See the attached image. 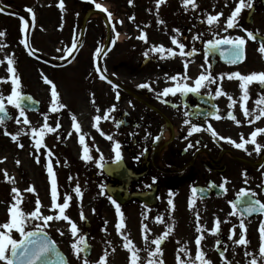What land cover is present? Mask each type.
I'll list each match as a JSON object with an SVG mask.
<instances>
[{"label": "flooded vegetation", "instance_id": "1", "mask_svg": "<svg viewBox=\"0 0 264 264\" xmlns=\"http://www.w3.org/2000/svg\"><path fill=\"white\" fill-rule=\"evenodd\" d=\"M115 2L130 8L128 15L123 17L125 20L124 25L118 26L121 37L115 47L109 42L112 33L107 26L108 21L105 13L102 12L97 17H90L85 22L86 15L97 9L91 3V0H75L73 4H66V11L71 12V16H75V21L62 20V17L65 16L63 14L58 17L54 15L53 20L46 26L56 35L55 43H58L55 44V48L58 47L61 51H55L54 49L52 53L54 56L52 57L41 55L44 60L49 62H65L67 59L71 62L61 67H54L47 62H38L43 66V69L37 73L39 82L35 90L29 73L18 71L22 76L24 93L40 101L38 106L41 112L48 107V86L43 84L40 73L43 72L53 79L63 95L64 102L71 107L81 121L83 131L88 133L90 137L95 138L94 145L90 143L93 148V156L98 158V153L95 152V148L98 147L105 157L106 163L103 170L97 169L94 163L82 160L80 158L81 150L75 135L68 139H62L55 148L61 161H67L69 165L67 167L63 164L58 166L59 184H62V187H74L79 182L83 189L84 198L90 194L92 195L91 201L94 202L92 207L89 208L88 204L85 205L83 198L85 215L91 216L94 220L99 218L102 222L97 231H94L95 228L92 224H89V228H81L82 232L87 234L88 243L91 246L89 258L93 264L107 247L104 242L105 239H111L117 248L116 253L110 256L111 264H126L127 253L121 249L120 237L117 236L114 230L115 207L107 199L108 196L120 203L121 209L126 215L131 237L140 247H143L140 237L142 213L149 216L147 223L152 229L153 235L161 234L165 228L164 224L154 222L153 218L155 216L162 215L166 221L170 215L174 216L175 235L163 247L167 264H175L174 250L178 247L176 241L187 242L193 254L195 250L194 215L188 207V201L192 195L191 188L196 187L203 190L198 191L196 194V206L203 217L202 222L206 223L208 227H211L214 216H219L221 219L226 218L227 213L231 211L229 201H236L242 188L255 190L260 194L258 198L264 202V190L257 187V185L264 182V167H262L264 165V151L257 154L253 150L254 146L249 144L247 145L248 152H251V155H249L243 150L236 149L226 141L214 140L206 132L195 133L188 140L184 139L188 131L187 126L183 123L185 119H189L195 124H200L202 121L210 122L221 135L230 136L238 142V133L243 132L247 135L251 132L252 127L246 124L236 126L229 119L215 120L214 117L209 115L214 111L211 105L215 104L220 110V115L225 116L229 111L226 98L213 99L206 94L205 90H202L201 95H169L165 98L168 103H163L157 99L155 93L136 87L139 83L156 81L153 87L159 92L170 83L166 81L165 73L169 75L182 73L184 63L179 58L166 61H157L155 57L145 59L142 53L147 46L135 39L138 30L133 23L127 20V16L135 13L137 23L141 26L150 25L147 31L154 43H164L171 46L169 35L166 33H171L174 28L181 29L184 42L190 47L194 45L198 49L197 54L189 58L191 60L189 74L193 77L201 71L199 66L205 63L204 41L213 38L208 25L201 23L200 19L193 17L191 14H186L181 7L180 0H167L166 5L160 8L159 17L166 21V27L164 28L157 24L155 12L147 11L148 9H154V0H135V7L129 6L127 0H115ZM98 3L109 7L108 2H105V0ZM199 3L201 9L208 12H212L213 5H216L215 11L223 10L225 15L229 14L231 9L235 7L232 0H229V7L227 8L223 7L224 0H199ZM116 13L118 12L114 10V14ZM79 16H82V18H76ZM115 18L121 19L120 15ZM240 23L245 28L254 31L257 39L248 41L246 59L240 63H228L225 57L221 56V50L209 52L207 61L212 66L214 74L218 75L233 71L246 74L254 71H264V57H261L257 51L260 42H264V0H253V8H246L241 13ZM69 32L70 35H68ZM200 33L203 34V40L193 41L192 37ZM220 34L244 35L238 29L229 30L228 33L221 32ZM123 36L126 39L131 36L132 39L125 42ZM75 39L81 41L82 47H77L71 52L65 51V49L70 48L72 41ZM84 44L86 54H83L82 51ZM126 46H130L132 49L126 50ZM97 47L104 50L111 48L112 50L108 52L107 56L95 57ZM227 48L228 46H224L223 50L226 51ZM73 55H75L74 58H72ZM97 65L106 67L110 78L120 85L121 98L118 103L114 99V93L111 91L110 86L101 81L95 73L94 67ZM74 66L76 68L66 75L65 73ZM112 73H116V75L111 76ZM75 77H77L76 80ZM238 84L239 82L236 80L229 81L225 79L223 87L234 98H238L241 94ZM215 87V85L212 86L213 91ZM258 90L257 84L250 86V94L253 99L256 98ZM92 92L95 93L97 103L102 108L117 103L116 111L111 114L112 118L108 121H101V126L106 133L114 134L115 139L122 145L123 159L119 164L112 163L115 154L111 151L110 142L101 137L91 127L92 116L96 114L90 103ZM173 105H176V107H173ZM248 107L250 109L255 107L252 100L248 101ZM10 111L15 113L16 110L10 109ZM233 111L238 119H244L238 105ZM186 112L187 117L185 116ZM28 115L34 124L42 122L40 112L30 110ZM118 122H122L119 128L116 127ZM9 123H12V129L15 131L17 125L14 121ZM62 124L66 136L67 130H70V119L67 114L62 117ZM258 126L264 127V119L258 122ZM157 136L160 137L159 141L154 140ZM21 139L25 145L29 143L27 136ZM197 140L200 141L199 144H195ZM190 141L195 146L185 151ZM258 141L264 144V136L258 137ZM47 142L52 145L54 140L49 137ZM15 149L18 151L19 157L29 156L27 148L20 150L15 145ZM137 156H139V160L135 159ZM30 161L32 167L35 166L41 170V167L36 165L32 158ZM245 171L249 181L247 185L244 184L243 173ZM69 175L76 177L71 184L67 179ZM153 177L156 178L155 183H153ZM224 178L230 181L227 185V193L218 187ZM36 181L40 183L38 180ZM45 183L47 188V180H45ZM213 183L217 186L209 187ZM102 185L104 186L105 195H100ZM169 192L173 193L174 213H170L167 206ZM245 199L252 198L246 197ZM92 209H95V214H93ZM148 209L151 211H147ZM70 212L73 219L79 216L78 209ZM232 219L233 222L238 223L235 218ZM105 220L109 222L108 232L110 235L107 236L101 230ZM261 220H264V215L254 214L246 222L248 224V237L251 240L250 251H257L258 249V227ZM229 227H231L230 224L223 225L224 233L220 239L228 246L227 255L229 258L237 261L243 251L237 249L238 254L233 257L231 241L227 240ZM96 238L102 240L100 242L101 248L96 247ZM56 239L59 244H62V247L67 248L68 252H72L70 244L67 242L68 239L64 240L59 235L56 236ZM215 240V237L209 235L204 242V250L208 252L210 258L214 254L217 255L218 263L216 260L211 259L215 264H220L218 253L213 250ZM141 255L145 256L146 253L142 252ZM73 261V264H81V261L75 257Z\"/></svg>", "mask_w": 264, "mask_h": 264}, {"label": "snow or ice", "instance_id": "2", "mask_svg": "<svg viewBox=\"0 0 264 264\" xmlns=\"http://www.w3.org/2000/svg\"><path fill=\"white\" fill-rule=\"evenodd\" d=\"M129 6L135 7V0H127ZM235 4L229 14L225 15L223 10L215 11L216 5H213V11L208 12L205 9H201L199 0H180L181 7L186 14H191L193 17L200 19L201 23L208 25L212 34V39L204 41V53L205 63L200 65L201 71L195 76L189 74V64L191 63L190 57L197 54L198 49L193 45L189 46L183 40V33L181 29L174 28L169 35L171 46H167L164 43H154L151 41L150 33L147 28L150 25L145 24L141 26L137 23V17L135 13L127 16V20L134 24L138 30V35L135 39L146 45V49L142 53L145 59L156 58L157 61H166L179 58L184 63V70L182 73L175 75H169L165 73L166 81H169V85L164 87L161 91L157 92L153 85L156 81L144 82L136 85L139 89H147L155 93L157 99L163 103H168L166 97L169 95L187 96L188 94L201 95L202 90H205L206 94L210 95L213 99L220 97L226 98L228 101L227 108L229 111L225 116L220 115V110L217 105L213 104L211 107L214 109L210 116L215 120L229 119L235 123L236 126L248 125L252 127V131L245 135L243 132L238 133L239 142L230 136H223L214 128L212 123L202 121L200 124L192 123L191 120L185 119L184 125L187 126V134L184 139L188 140L195 133L206 132L211 135L214 140L226 141L234 146L236 149L248 152L247 145H253V150L257 154H261L264 151V144L258 141V137L264 136V127L258 126V122L264 119V71L241 73L239 71H233L229 73L214 74L212 66L208 64L207 55L214 50H221L220 54L225 57L226 61L231 64H236L246 59V45L249 40L255 41L257 35L254 31L245 28L241 23V13L244 9L253 8V0H232ZM96 9L106 13L108 24L112 36L109 42L113 47L116 46L120 40L121 33L118 31V26H123L125 20L115 19L114 13L109 11L108 7L96 0H91ZM167 0H154V9H148L149 12H155L157 17V24L162 28L166 27V21L159 17L160 8L166 5ZM58 7L61 12L66 11L65 0H58ZM223 7H229V0H224ZM27 13L31 15V23L20 15L18 18L21 21L20 31L22 37L20 43L28 52L29 56H36V49H34L28 40V33L31 31V27L34 26L36 20V14L32 7L26 8ZM0 12H4V7H0ZM63 19V17H62ZM240 30L244 35H221L220 33H228L229 30ZM62 30V29H61ZM126 35V34H125ZM6 30L0 31V38H6ZM132 39L131 36L127 37ZM193 41L203 40V34H196L192 37ZM224 46H228L227 50H223ZM77 47H82V43L79 39L72 41L70 48L65 49L67 52H71ZM8 48V44L4 40H0V53H4L0 58V68L4 69L5 75L0 76V135L8 137L9 140L16 145L20 150L28 149L29 156L32 158L36 165H39L46 173V179L48 183V197L49 203L45 205L39 196L36 186L29 182L28 186L21 189L18 187L19 181L16 175L11 174L7 168H0V178L2 182L10 185V199L7 201H0V204H5L7 219L0 223V262L3 264H70V262L61 254L57 247V242L51 239L48 231L53 224H59L61 221L67 225V232L70 234L71 242L70 249L72 255L81 264H93L89 258L91 246L88 243V237L86 233H83L76 220L71 216L70 209L75 206L79 210V219L81 221H87V216L83 211V198L84 193L82 191L79 182L72 188L71 193L61 190V185L58 179V166L63 164L67 167V161H61L57 155L55 148L57 143L62 139H68L76 136L78 146L81 150V159L85 162L94 163L97 169L103 170L106 163L103 153L98 147L95 148V152L98 153V158L93 156V148L90 143L94 145L95 138L90 137L88 133L83 131V125L78 119V116L73 112L71 107L64 102L63 95L59 91L57 83L49 78V76L43 72L40 73V79L43 84L48 86V107L45 111H40L37 107L35 111L40 112L42 116V122L34 124L30 119L28 112L32 109L26 106V101L31 102L33 105H39L40 101L34 100L31 95H26L23 91L24 84L22 76L18 71V61L15 53H9L5 50ZM107 50L97 47L95 49V57L101 55L107 56ZM61 51V49H57ZM261 57H264V42H260L257 49ZM39 59V57H36ZM66 59V57H64ZM74 58V57H73ZM71 61H69L70 63ZM95 63V58H94ZM94 71L98 78L106 82L111 91L114 93V99L118 103L121 98L120 85L115 83L108 75L107 68L103 66H95ZM91 75V73H89ZM116 73H112L111 76H115ZM229 81L236 80L239 82L238 87L241 90V94L238 98H234L232 94L227 92L223 87L224 80ZM253 84L258 85V92L255 99L251 97L250 86ZM215 85L213 91L212 86ZM252 100L255 105L254 108L248 107V101ZM90 103L94 108L95 115L92 116L91 127L96 130L97 133L111 144V151L115 154L112 160L113 164H119L122 159L121 143L115 139L114 134L106 133L102 126L101 121L110 120L111 114L116 111L117 103H113L106 108H102L96 99L94 92L90 94ZM131 104V102H129ZM239 106L240 111L243 113L244 119H238L234 114L233 109ZM176 107V105H173ZM15 109V113L10 111ZM102 113V115H101ZM67 114L70 119V130H67L66 136L63 131L62 117ZM187 117V112L185 113ZM52 121L51 123L49 121ZM14 121L17 125L15 131L8 130V122ZM120 123L116 124L119 128ZM134 135V133H133ZM27 136L29 143L25 145L22 142V137ZM52 137L54 143L49 145L48 138ZM147 138V137H146ZM155 141H159L160 137L154 138ZM200 141H195V144H199ZM195 145L190 141L185 148L187 151L189 148ZM139 160V156L135 157ZM8 160L7 156L0 157V164L5 163ZM15 166L22 173L23 162L18 157L14 160ZM264 167V165H262ZM244 184L249 183L247 178V172L243 173ZM68 181L71 184L76 177L68 176ZM156 182V178L153 177V183ZM230 181L224 178L218 185L225 193L228 192L227 185ZM214 183L209 187H216ZM258 188L264 190V182L257 185ZM202 189L196 187L191 188L192 195L188 201V207L194 215V254L190 250L187 242L181 243L176 241L178 247L174 250L175 264H215L210 258L207 251L204 250V242L207 237L213 236L216 238L213 250L216 251L220 257V264H239V261H234L233 258H229L227 255L228 246L220 239L223 236V225L230 224L228 228L227 240L231 241L233 257L238 254L237 249H240L244 253L246 258L245 264H264V220L259 222V244L257 251H250L251 240L248 237V218L250 216L264 215V202H262L258 196L260 195L251 188H242L238 193L236 201H229L231 211L227 213L226 218L221 219L219 216H214L211 227H208L206 223H203V217L201 212L196 206V194ZM26 194L34 195L35 204L31 211L25 210ZM100 195H105L104 186H101ZM169 199L167 200V206L170 213H174L175 204L173 201V193L169 192ZM251 197L252 199H245ZM107 199L115 207L116 221L114 224V230L118 237H120V247L127 253L126 264H167L164 256V247L166 243L175 235V221L174 216H169L168 220L162 215H157L153 218L154 222L165 225L164 230L159 235H153L152 229L149 227L147 221L149 216L146 213H142L143 219L140 221V237L143 242V247L132 239L131 233L128 230L127 219L125 213L121 209L120 203L111 196ZM47 208L49 214H45L44 209ZM147 211H151L148 209ZM95 214V209H92ZM235 218L238 223L233 222ZM108 221H104V226L101 229L106 236L110 235L108 232ZM56 231L60 236L65 235V231L61 227H57ZM15 234H18L19 239L15 238ZM107 247L102 251V254L95 261V264H111L110 256L114 255L117 251L111 239H105ZM109 249L111 250L109 252ZM146 253L142 256L141 253Z\"/></svg>", "mask_w": 264, "mask_h": 264}, {"label": "rangeland", "instance_id": "3", "mask_svg": "<svg viewBox=\"0 0 264 264\" xmlns=\"http://www.w3.org/2000/svg\"><path fill=\"white\" fill-rule=\"evenodd\" d=\"M104 0H96V2H103ZM75 0H65V4H73ZM105 2H108L109 4V11H112L114 13V10H116L118 13L114 14V18L118 17L120 15V18L126 17L128 13L130 12V8L125 7L123 4H120L119 2H115V0H108ZM0 3L9 9V11L17 12L18 14L26 17L31 18V15L27 13L26 8L32 7L36 14V20L34 23V26L31 27V31L29 32V42L31 43L32 47L36 49V53L41 54L43 57H52L54 56L53 51H57L58 47L55 48V38L56 35L52 33L51 30L46 27L49 22L53 20L54 15L56 17L61 16V14L65 15L62 20L75 21V16H71V12L66 11L65 13H62L61 10L58 8V0H0ZM73 12V11H72ZM13 14V13H12ZM98 16V15H97ZM94 15V17H97ZM25 18V19H26ZM76 18H82V16L76 17ZM116 19V18H115ZM27 20V19H26ZM72 23V22H71ZM74 24V23H73ZM78 25V23H77ZM21 27V21L19 20L18 16L15 14L12 16H7L6 19H4V16H0V31L6 30L7 36L6 38H0V40H4L8 44V48L5 50L9 53H15L16 59L18 61V70H20L22 73L24 71L28 72L31 78V83L33 86V89H36V85L39 82V76L38 72H40L43 69V66L37 62H34L31 60L29 55L27 54L26 49L23 47V45L20 43V39L22 37V33L20 31ZM70 31V27H69ZM70 35V32L68 33ZM64 37L63 35H59ZM126 36V35H125ZM123 39L125 42H127L128 39L123 36ZM68 45V44H66ZM83 54H86L85 52V44L83 45ZM132 47L126 46V50H130ZM4 53H0V58H2ZM84 58V56H83ZM76 66H74L72 69H69L65 74H69L72 70H74ZM5 75L4 69L0 68V76ZM77 77H75V80ZM8 130L13 131L12 129V123H8ZM7 156L8 160L0 164V168H7L8 171L11 174L16 175L17 180L19 181L18 187L21 189L28 186V183H33L39 193L40 198L42 199L43 203L47 205L49 203V197H48V186L46 188V173L38 167H32L30 156L28 157H19L18 151L15 149V144L12 143L8 137H5L3 135H0V157ZM21 159L23 162L22 164V173L20 170H18L15 166L14 160L16 158ZM27 173H29L27 175ZM36 180H38L40 183H38ZM73 187H62L61 184V190L64 192L71 193ZM83 190V189H82ZM10 185L2 182V178H0V201H7L10 199ZM92 195L88 194L84 198L85 205L88 204L89 208L92 207L91 201ZM35 196L31 194H26V202H25V210L31 211L34 208L35 204ZM6 205L0 204V223L4 222L7 219L6 211H5ZM70 210H77V207L73 206ZM45 214H49L47 212V208L44 209ZM87 218L89 222H91L92 226L95 228L94 231H97L98 227L101 225V221L99 218H96L95 220L92 219L91 216L87 215ZM74 220L78 223L80 228L84 229V223L79 219V216H77ZM57 227H61L65 231V235L62 236L64 240L68 239V243L71 242L70 234L67 232V225L65 222L61 221L59 224H53V226L49 229H46L48 231L49 235L52 239L56 241V236L59 235V233L56 231ZM82 230V229H81ZM15 238L19 239L18 234L14 233ZM60 236V235H59ZM64 242V241H63ZM102 240L99 238H96V247L101 248ZM62 246V245H61ZM60 246V247H61ZM62 248V247H61ZM63 251H65V254L68 255L69 260L71 264H73L74 256L72 255V252H68L67 248L65 246L62 248ZM213 260H216L217 263L219 262L218 256L214 254L213 257H211ZM246 258L244 257V254H240L238 257L239 264H245ZM0 264H3V262H0ZM76 264V263H75Z\"/></svg>", "mask_w": 264, "mask_h": 264}, {"label": "water", "instance_id": "4", "mask_svg": "<svg viewBox=\"0 0 264 264\" xmlns=\"http://www.w3.org/2000/svg\"><path fill=\"white\" fill-rule=\"evenodd\" d=\"M0 7H2L1 5H0ZM93 12H90V13H88L87 15H86V20H85V22L88 20L87 18H89L90 16H91V14H92ZM39 57V59L38 60H41V57L39 56V55H37L36 54V56H32L34 59L36 58V57ZM37 59V58H36ZM57 65V64H56ZM28 101H26L25 103H26V106H28V107H30L31 109H36L37 107L39 108V106H37V105H35V106H32L31 105V102H28ZM65 257V256H64ZM66 258V257H65Z\"/></svg>", "mask_w": 264, "mask_h": 264}]
</instances>
